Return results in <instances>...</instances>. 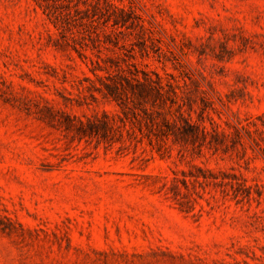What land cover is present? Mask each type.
Masks as SVG:
<instances>
[{"label":"rangeland","instance_id":"1","mask_svg":"<svg viewBox=\"0 0 264 264\" xmlns=\"http://www.w3.org/2000/svg\"><path fill=\"white\" fill-rule=\"evenodd\" d=\"M0 264H264V0H0Z\"/></svg>","mask_w":264,"mask_h":264}]
</instances>
